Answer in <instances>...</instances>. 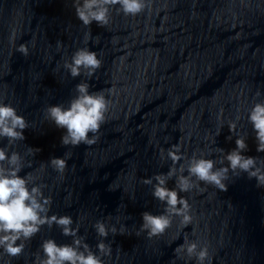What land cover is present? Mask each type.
Here are the masks:
<instances>
[{
  "label": "water",
  "instance_id": "95a60500",
  "mask_svg": "<svg viewBox=\"0 0 264 264\" xmlns=\"http://www.w3.org/2000/svg\"><path fill=\"white\" fill-rule=\"evenodd\" d=\"M20 43L28 46L27 56L16 50ZM85 46L102 64L91 76L83 69L71 76L64 61ZM81 81L90 93L105 92L106 121L96 143L65 145V129L47 118L45 108L66 106ZM257 99H264V0H149L135 16L115 5L108 25L93 20L87 26L72 0H0V100L29 122L24 139L10 146L23 156L18 175L30 173L43 186L50 213L70 215L94 252L98 240L110 244L111 254H101L105 264H195L194 257L174 251L186 240L207 245L212 264H264V186L245 172H230L226 190L199 182L178 191L191 206V224L181 226L173 216L160 236L140 230L143 212L164 210L152 194L156 173L176 167L166 180L173 188L187 157L203 152L218 160L223 153L217 149L230 151L237 134L245 135L244 155L264 160L247 120ZM230 120L237 132L229 131ZM5 144L7 138L0 139ZM175 144L184 157L173 165L167 150ZM28 147L40 150L29 154ZM65 153L67 167L59 173L48 161ZM144 177L153 183H143ZM97 220L117 231L99 236ZM49 237L72 239L45 224L19 256L0 250V264H32Z\"/></svg>",
  "mask_w": 264,
  "mask_h": 264
},
{
  "label": "clouds",
  "instance_id": "9594fccd",
  "mask_svg": "<svg viewBox=\"0 0 264 264\" xmlns=\"http://www.w3.org/2000/svg\"><path fill=\"white\" fill-rule=\"evenodd\" d=\"M72 3L76 16L87 26L93 20L99 25H108L110 8L115 5L125 15L135 16L145 9L149 0H72ZM89 37L90 33L85 32V41ZM11 39L14 42L15 34ZM60 46L61 42L57 41V48ZM16 50L25 56L29 52L25 43L16 45ZM101 64L102 60L97 52L86 46L76 48L70 58L64 61V67L71 76L81 74L82 69L86 75L91 76ZM88 88L87 81H81L75 85L76 94L66 106L51 104L45 108L47 118L57 127L65 129L61 136L62 144L78 145L83 142L92 145L99 138V129L106 121L109 100L104 91L90 93ZM255 95L260 96L261 92L257 90ZM247 120L254 131L256 150L264 151V99H257L251 104L247 110ZM28 123L14 105L0 100V139L7 138V144L0 146V250L9 257H17L23 252L25 242L39 232L41 226L56 224L64 235L72 237L71 242L57 243L51 237L44 238L39 245L40 251L34 254L32 264H105L101 254H111L110 244L103 239L98 240L95 246L97 251L94 252L77 235L78 228L73 226L70 215L50 213L51 197L43 193V186L33 182L35 178L30 173L18 175L24 167L23 156L10 149V146L15 141L24 139L23 129ZM228 128L230 132H237L236 120L228 121ZM89 132L92 133L91 136L88 135ZM246 148L245 135L237 134L234 148L226 153L223 149H217L223 153L218 160L205 156L203 152L200 155L193 153L187 157L186 165L180 166L176 186L173 188L166 186V180L177 173L176 167L170 166L167 173H156L152 194L164 202V210L159 214L143 212L140 230L149 238L160 236L170 227L173 216L180 218L181 226L191 224V206L185 197L178 195V191L188 192L193 187H199V182L226 190L230 172L232 175L245 172L248 177L256 179L258 186H264V160L244 155L242 150ZM39 150L38 147L27 148L29 154ZM167 154L173 165L184 157L179 144L172 145ZM68 155L69 153H65L64 156L51 157L48 163L57 172L63 173L67 167ZM28 163L31 164V161ZM143 183H153V178L144 177ZM94 228L101 237H106L109 231H117L115 226L109 229L100 220L95 222ZM119 231L124 233L125 227L121 225ZM174 251L186 253L188 259L194 257L195 264H212L207 245L196 240H186Z\"/></svg>",
  "mask_w": 264,
  "mask_h": 264
}]
</instances>
